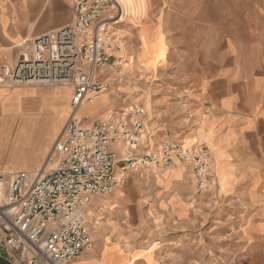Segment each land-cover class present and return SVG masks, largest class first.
<instances>
[{"label":"rangeland","instance_id":"374dc122","mask_svg":"<svg viewBox=\"0 0 264 264\" xmlns=\"http://www.w3.org/2000/svg\"><path fill=\"white\" fill-rule=\"evenodd\" d=\"M78 1H72V15ZM117 1L123 16L115 29L126 62L98 70L109 88L96 105L83 107L79 121L93 124L108 110L139 105L146 111L144 147L153 148L166 139L194 143L196 137L191 134L199 114H194L193 95L202 81L203 54L229 41L245 47V57L251 59L252 48L264 39V34L260 35L264 31V0H149L145 8L137 0ZM30 87L43 88L39 91L42 96L48 89L63 86L29 85L5 90L12 93ZM64 87L69 88L65 92L70 93V109L72 87ZM108 102L98 117L97 109ZM92 109L96 110L90 112ZM35 136V131L30 133L21 122L14 144L20 146ZM116 152L123 154V146ZM12 161L15 159L10 154L2 159L0 172ZM189 170L182 180H172L177 175L174 170L161 171L156 177L132 174L123 189L105 199L106 215L95 234L93 251L103 247L101 262L109 256L116 264L127 261L128 255L114 245L118 244L132 254L139 252L149 264H251L240 208L228 200L209 201L211 188L194 208L188 198L196 189V178ZM175 193L184 198L190 213L178 216L164 205Z\"/></svg>","mask_w":264,"mask_h":264},{"label":"built area","instance_id":"2783aa9c","mask_svg":"<svg viewBox=\"0 0 264 264\" xmlns=\"http://www.w3.org/2000/svg\"><path fill=\"white\" fill-rule=\"evenodd\" d=\"M73 11L68 26L21 43L16 64L0 70V87L73 90L68 119L45 161L31 171L0 174V253L14 264H69L93 253L105 199L123 189L132 174L156 177L188 165L197 181L188 198L194 208L214 184L211 153L203 144L166 139L142 149L143 106L109 110L89 126L79 121L78 112L109 88L98 70L126 61L115 29L123 16L117 0H81ZM112 146H123L124 153Z\"/></svg>","mask_w":264,"mask_h":264},{"label":"crops","instance_id":"0c3cea01","mask_svg":"<svg viewBox=\"0 0 264 264\" xmlns=\"http://www.w3.org/2000/svg\"><path fill=\"white\" fill-rule=\"evenodd\" d=\"M72 1L0 0V70L6 65L13 67L16 64L21 43H32L40 36L68 26L74 17ZM263 34L264 31L260 33L261 36ZM263 41L252 48L254 54L251 59L245 57V47L229 41L205 51L201 85L193 95L194 114L199 115L191 135L196 138H193L194 143L188 142L189 146L203 144L211 153L215 178L208 200H228L240 208L241 216L245 218V250L252 253L251 264H264ZM40 89L43 88H18L9 93L5 87H0V161L9 154L15 159L0 174L31 171L40 166L63 129L60 130L63 119L70 110L67 105L70 93L65 92H69V88H46L48 91L39 96ZM108 105L109 102L99 106L98 117ZM21 122L30 128V133L34 130L36 136L17 146L14 140ZM90 123L92 125V122L83 120L85 126ZM112 147H115L112 149L115 152L119 149ZM178 165V168H173L177 175L172 180H182L189 170L187 165ZM204 197H201L199 205ZM163 203L175 210L178 216L191 211L178 193ZM3 238L0 232V241ZM114 245L128 255L124 264H133V259L148 263L139 252L132 254L120 245ZM102 252L103 247L94 253H83L69 264H116L110 256L101 262ZM3 257L4 254L0 253V258Z\"/></svg>","mask_w":264,"mask_h":264},{"label":"bare ground","instance_id":"6f19581e","mask_svg":"<svg viewBox=\"0 0 264 264\" xmlns=\"http://www.w3.org/2000/svg\"><path fill=\"white\" fill-rule=\"evenodd\" d=\"M144 8L145 7H147L148 6V2H149V0H137ZM148 50H150V49H148ZM107 93V91H105V92H103L101 95H99L91 104H88V105H86V106H84V108H87V107H90V106H93V105H95L98 101H100L103 97H104V95ZM84 108L83 109H81L79 112H78V117H80V114H81V112L84 110ZM186 146H189L190 144H188V143H186V142H183ZM174 168V167H173ZM173 168H171V169H168V170H173ZM165 171H167V170H165Z\"/></svg>","mask_w":264,"mask_h":264},{"label":"water","instance_id":"95a60500","mask_svg":"<svg viewBox=\"0 0 264 264\" xmlns=\"http://www.w3.org/2000/svg\"><path fill=\"white\" fill-rule=\"evenodd\" d=\"M0 264H11L8 260L0 258Z\"/></svg>","mask_w":264,"mask_h":264}]
</instances>
